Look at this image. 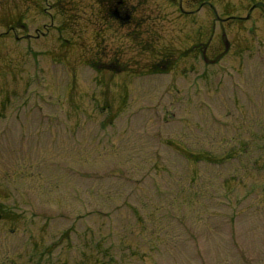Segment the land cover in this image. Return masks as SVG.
I'll use <instances>...</instances> for the list:
<instances>
[{
	"label": "rangeland",
	"instance_id": "1",
	"mask_svg": "<svg viewBox=\"0 0 264 264\" xmlns=\"http://www.w3.org/2000/svg\"><path fill=\"white\" fill-rule=\"evenodd\" d=\"M113 1L0 0V264H264V0Z\"/></svg>",
	"mask_w": 264,
	"mask_h": 264
},
{
	"label": "flooded vegetation",
	"instance_id": "2",
	"mask_svg": "<svg viewBox=\"0 0 264 264\" xmlns=\"http://www.w3.org/2000/svg\"><path fill=\"white\" fill-rule=\"evenodd\" d=\"M131 9V10H130ZM133 7L130 8L128 7H124V2L123 0H114L111 3V7L108 8V11H110V16L113 17L114 19H116L118 21L119 24L123 25V24H130L132 22H135V20L133 19V15H132V11ZM256 11H260V14L264 17V6L261 5V3H254L252 4L246 15H241V16H232L233 18L229 17H225V18H220L215 16L216 21L219 24V29H220V40H221V36L222 38H225V26L229 23L231 24H236V25H244L245 23H250V28L248 31L252 32L253 28H254V23L255 20L253 19L254 17V13ZM230 18V19H228ZM207 44V45H206ZM210 43H205L203 45V53H205L204 51L210 50L211 46L209 45ZM231 48L230 42L229 41H222V44H218L214 47V50H221V51H225L227 52L229 49Z\"/></svg>",
	"mask_w": 264,
	"mask_h": 264
}]
</instances>
